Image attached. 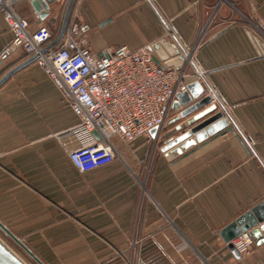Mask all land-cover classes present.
<instances>
[{
    "label": "crops",
    "instance_id": "1",
    "mask_svg": "<svg viewBox=\"0 0 264 264\" xmlns=\"http://www.w3.org/2000/svg\"><path fill=\"white\" fill-rule=\"evenodd\" d=\"M68 1L42 22L60 28ZM15 8L41 23L30 1ZM70 19L90 25L97 52H189L187 72L218 90L211 115L223 111L243 142L228 131L169 159L150 134L115 141L120 156L82 172L62 144L78 117L34 60L0 85V221L51 264H264V244L239 257L220 235L264 200V0H75ZM12 38L0 12V52ZM27 59L18 49L0 61V79ZM173 102L160 134L193 115L167 125L189 105Z\"/></svg>",
    "mask_w": 264,
    "mask_h": 264
},
{
    "label": "built area",
    "instance_id": "2",
    "mask_svg": "<svg viewBox=\"0 0 264 264\" xmlns=\"http://www.w3.org/2000/svg\"><path fill=\"white\" fill-rule=\"evenodd\" d=\"M20 1L0 0V12L13 33L10 44L0 52V61H8L18 49L28 58L36 56L37 64L78 117L77 124L63 134L62 144L75 168L82 172L120 156L115 141L130 144L139 137H150L153 128L159 132L177 94L188 91V80H202V71L187 72L193 63L189 52L183 68L177 69L155 62L148 46L133 49L122 45L94 51L86 38L90 25L76 19H70L63 38L47 48L60 29L42 21L31 29L29 19L16 11ZM206 94L220 104L216 88L208 87ZM232 243L242 255L255 245L248 231ZM198 264L211 262L203 259Z\"/></svg>",
    "mask_w": 264,
    "mask_h": 264
},
{
    "label": "water",
    "instance_id": "3",
    "mask_svg": "<svg viewBox=\"0 0 264 264\" xmlns=\"http://www.w3.org/2000/svg\"><path fill=\"white\" fill-rule=\"evenodd\" d=\"M57 1L59 0H31V4L35 12L38 13L41 21L49 19V21L53 22L54 19L50 18V14L53 4ZM74 1L75 0L68 1L60 31L57 37L47 46V48L53 47L63 38ZM161 43L164 44L163 41ZM149 48L151 51L160 52L162 47L160 43H157L149 46ZM183 54L187 55L185 52L181 55L180 49L174 46L173 50L171 51V55L176 57L172 59L169 57H161L160 59L154 55L153 59L155 62L163 66H174L177 69H181L184 62H186ZM35 59L36 56L30 57L10 69L0 79V85L15 71L34 61ZM162 60L164 61V64H162ZM180 106L187 107L169 119L167 125L179 122L182 118H186L190 114L193 115L162 134H160V132L158 134L157 128H153L150 131L154 138L158 137V140L163 142L161 151L165 152V155L169 159L183 156L186 153L192 151L196 146L199 147L198 143L202 145L228 131H233L236 133L238 138H240V140L243 142V139L240 137L236 127L228 123V119L225 118L223 111H217L215 114L211 115V113L219 109V104L212 101L211 95L204 94V87L199 81L189 84L188 91L177 94L172 107L173 109H176ZM187 128L189 129L185 131ZM94 134L97 138H99L96 132H94ZM0 228L14 241H16V243H18L27 253H29V255L39 264H46L1 221ZM244 231L249 232L255 245L260 246L264 244V200L254 205L250 210L244 212L220 231V235L228 244L229 248L234 252L235 255L239 257L241 254L232 243V240ZM0 264L29 263L0 235Z\"/></svg>",
    "mask_w": 264,
    "mask_h": 264
},
{
    "label": "rangeland",
    "instance_id": "4",
    "mask_svg": "<svg viewBox=\"0 0 264 264\" xmlns=\"http://www.w3.org/2000/svg\"><path fill=\"white\" fill-rule=\"evenodd\" d=\"M57 29H60L58 26H56ZM0 235L20 254L22 255L25 260L29 264H39L35 259H33L29 253H27L16 241H14L10 236H8L1 228H0ZM35 253V252H34ZM36 254V253H35ZM37 255V254H36ZM44 263L51 264L49 259H43L39 257Z\"/></svg>",
    "mask_w": 264,
    "mask_h": 264
}]
</instances>
